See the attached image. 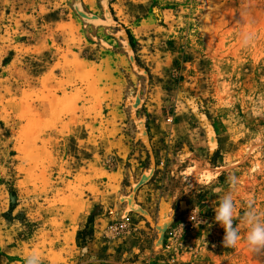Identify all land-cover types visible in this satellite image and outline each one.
I'll list each match as a JSON object with an SVG mask.
<instances>
[{
	"label": "rangeland",
	"instance_id": "rangeland-1",
	"mask_svg": "<svg viewBox=\"0 0 264 264\" xmlns=\"http://www.w3.org/2000/svg\"><path fill=\"white\" fill-rule=\"evenodd\" d=\"M249 200L264 211V0H0V264H264Z\"/></svg>",
	"mask_w": 264,
	"mask_h": 264
},
{
	"label": "clouds",
	"instance_id": "clouds-1",
	"mask_svg": "<svg viewBox=\"0 0 264 264\" xmlns=\"http://www.w3.org/2000/svg\"><path fill=\"white\" fill-rule=\"evenodd\" d=\"M229 183L231 190L221 198L219 206L215 209V221L225 229L224 247L234 248L239 246L242 239L240 226H234L236 205L233 191L238 181L236 177L230 176ZM248 205L242 217V225L247 228L244 241L251 250L258 251L264 249V211L258 210L251 200ZM25 264H41V254L36 250L27 253Z\"/></svg>",
	"mask_w": 264,
	"mask_h": 264
},
{
	"label": "crops",
	"instance_id": "crops-1",
	"mask_svg": "<svg viewBox=\"0 0 264 264\" xmlns=\"http://www.w3.org/2000/svg\"><path fill=\"white\" fill-rule=\"evenodd\" d=\"M99 220L102 221V223L104 224V222L110 220V218H108V217H103V212H102V213H100L99 216H96L95 222H98ZM96 226H97V225H96ZM96 226H95V231L93 230V231L91 232V235L87 237V238H88V245H89V244H92V243L97 245V242H99V241H98L99 239H97V238H98V230H97ZM100 242H101V241H100ZM100 242H99V243H100ZM101 244H102V242H101Z\"/></svg>",
	"mask_w": 264,
	"mask_h": 264
},
{
	"label": "built area",
	"instance_id": "built-area-1",
	"mask_svg": "<svg viewBox=\"0 0 264 264\" xmlns=\"http://www.w3.org/2000/svg\"><path fill=\"white\" fill-rule=\"evenodd\" d=\"M124 229V225L123 224H117L116 226L111 227L112 231H122Z\"/></svg>",
	"mask_w": 264,
	"mask_h": 264
}]
</instances>
